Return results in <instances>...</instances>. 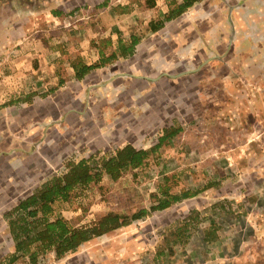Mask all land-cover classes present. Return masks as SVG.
I'll return each mask as SVG.
<instances>
[{
	"label": "crops",
	"instance_id": "0c3cea01",
	"mask_svg": "<svg viewBox=\"0 0 264 264\" xmlns=\"http://www.w3.org/2000/svg\"><path fill=\"white\" fill-rule=\"evenodd\" d=\"M84 11H90L94 19L66 23L71 14ZM38 24L40 29L36 28ZM5 48H10L7 56L14 57V64L21 62L16 66L18 70L11 68L12 73L2 70L21 75V80L16 94L0 100V139L6 137L10 143L23 138L31 149L32 140L58 131L62 108L99 96L100 100L105 98L107 107H136L138 123L165 121L157 131L153 152H157V146L160 150L161 143L180 136L182 124H187L185 129L190 131L185 134L184 155L188 156L186 150L193 153L188 143L198 137V132L191 129L193 124L201 121L213 127L215 123V134L210 132L209 137H215L220 144L227 143V150L220 145V155L222 159L232 156V168L221 162V168L216 170L220 176H212L209 171L215 170L211 168L209 145L198 149L200 163H185L181 170H176L182 167L176 165L171 176L200 171L202 183H193L196 187L185 183L184 190L172 193L177 196L176 202L214 187L228 186L235 192L242 185H264V177L257 176L253 169L241 177L237 166L241 161L237 158L241 157L238 140L243 137L246 142L244 136L252 133L256 122L264 120V1L0 0V55ZM237 79L243 86L235 83ZM3 95L0 85V96ZM18 105L24 106L23 115L14 113ZM219 108L227 110L228 116L212 121ZM167 111L165 120L162 117ZM221 136L230 138L231 143L221 142ZM127 144L133 146L128 140L120 148ZM148 155L146 151L141 165L128 167L117 179L106 173L101 179L117 182L127 172L138 175ZM95 183L75 190L84 191ZM36 188L31 187L26 196ZM184 193L186 197H182ZM235 195L220 198L219 205L228 209L237 202L242 207L244 203ZM61 202L66 201L58 198L51 204L49 221L60 216L68 219L65 214L72 211L60 209ZM205 233L219 236V230L213 232V228ZM208 236L206 242L213 243ZM12 251L14 244L8 253Z\"/></svg>",
	"mask_w": 264,
	"mask_h": 264
},
{
	"label": "rangeland",
	"instance_id": "374dc122",
	"mask_svg": "<svg viewBox=\"0 0 264 264\" xmlns=\"http://www.w3.org/2000/svg\"><path fill=\"white\" fill-rule=\"evenodd\" d=\"M261 1L264 0H258ZM71 16L65 19L67 24L73 20L78 23L79 18L87 21L94 19L90 11L77 12ZM39 24L36 27L38 29ZM9 49L5 48L0 55V85L4 90L0 100L20 90L18 81L21 75L13 76L4 71L10 70L12 73L11 68L13 71L18 70L16 66L21 62L18 60L14 64V57L7 56ZM235 83L238 86L243 84L239 79ZM197 86H200L199 81ZM261 92L264 95V91ZM92 98H87L77 106L67 105L62 108L58 131L44 133L40 138L32 140L31 149L23 138L12 140L13 143H8L9 139L3 136L0 139V262H4L5 254L13 244L7 231L6 213L30 192L31 187H39L48 176L57 172L60 174L65 170L68 160L78 161L91 156L92 162L96 164L131 140L133 147L149 152L146 166L138 171V175L127 172L124 179L117 182L101 179L84 191L75 190L68 200H64L65 203H60V209L72 211L65 216L76 227L88 226L109 212L126 217L128 224L90 239L62 258H56L52 252L40 254L39 264H264V185H242L235 188V192L234 188L228 186L214 187L200 192L194 198L174 202L165 209H151L164 195L162 187L168 189L169 197L174 192L184 190L187 186L185 183L193 187H196L193 183L198 186L202 183L200 171H195L194 175L189 172L184 176L183 171L178 177L171 175L176 165L182 166L176 169L181 170L185 163H200L201 156L197 150L203 146L209 145L211 168L215 170L209 171L212 176H220L216 170L221 168V162L232 168V156H224L222 159L223 155H220V147L226 148L227 143L223 145L215 137H209L210 132L215 134V123L213 127L201 121L193 124L191 129L198 132V137L188 143L193 149V153L186 150L190 154L188 156L184 155L185 134L190 131L185 129L187 124H182L184 130L180 136L161 143L160 150L157 146V152H153L152 146L157 144V131L165 125V121L138 123L136 107L129 108L120 104L107 107L105 98ZM23 110L24 106L18 105L14 113L23 115ZM215 113L212 121L229 114L222 108L215 110ZM166 114L168 111L163 116ZM162 118L166 120L167 115ZM121 119H129V122L122 123ZM2 127L0 123V130ZM251 131L250 135L244 136L246 142L243 137L237 142L240 147L238 153L241 154V157H237L241 158L237 166L241 177L248 176L252 169L257 176L264 177V120L256 122ZM221 137V142L231 143L230 138L227 140ZM250 137L252 141H249ZM233 195L241 199L244 203L242 207L236 202L230 204L228 209H223L219 205L220 198ZM139 210H145L146 215L132 219V215ZM190 214L194 215L190 225L184 232H178L177 227L184 224ZM208 228H213V232L219 230V236L216 233L215 237L211 233L208 236L205 233ZM205 234L213 243L206 242ZM26 262L27 258L20 255L14 264Z\"/></svg>",
	"mask_w": 264,
	"mask_h": 264
},
{
	"label": "trees",
	"instance_id": "16d2710c",
	"mask_svg": "<svg viewBox=\"0 0 264 264\" xmlns=\"http://www.w3.org/2000/svg\"><path fill=\"white\" fill-rule=\"evenodd\" d=\"M145 157L146 150L127 144L116 148L112 154L96 164L92 162L91 156L78 161L68 160L64 171L52 175L6 213L14 251L7 252L6 259L0 264H14L20 255L28 257L24 264H39V255L50 251H54L59 259L76 251L90 239L127 225L126 217L111 212L102 215L88 226L80 227L72 226L61 216L49 221L48 216L52 212L51 204L56 199L68 200L78 186H87L92 181L101 180L103 173L115 180L128 167L141 165ZM162 192L166 197L160 198L151 209H165L177 201L175 194L167 196L169 194L166 187H162ZM186 194L182 197H186ZM39 213H42V216H39ZM192 214L184 220V224L177 227L178 232H184L188 224L190 225L194 216ZM144 215L145 210H139L131 218L139 219ZM204 239H207L206 234ZM158 251L160 253V250Z\"/></svg>",
	"mask_w": 264,
	"mask_h": 264
}]
</instances>
